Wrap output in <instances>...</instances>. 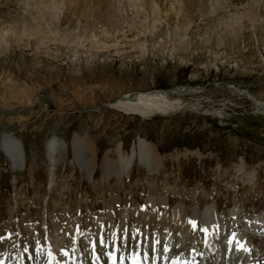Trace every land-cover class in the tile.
<instances>
[{
	"label": "rangeland",
	"instance_id": "374dc122",
	"mask_svg": "<svg viewBox=\"0 0 264 264\" xmlns=\"http://www.w3.org/2000/svg\"><path fill=\"white\" fill-rule=\"evenodd\" d=\"M178 88L194 94L176 113L109 107ZM254 100L264 105V0H0V264L41 241L57 264L91 252L88 241L97 250L105 230L125 239V264H180L178 246L192 243L208 264H264V112ZM122 159L105 180L102 167Z\"/></svg>",
	"mask_w": 264,
	"mask_h": 264
},
{
	"label": "bare ground",
	"instance_id": "6f19581e",
	"mask_svg": "<svg viewBox=\"0 0 264 264\" xmlns=\"http://www.w3.org/2000/svg\"><path fill=\"white\" fill-rule=\"evenodd\" d=\"M229 89V88H228ZM194 90V89H193ZM193 90H191V89H186V88H178V89H172V90H169L168 91V93L166 94L165 92L163 93V94H159V93H153V92H151V93H143V94H135V96H133V97H129L128 95H125V96H123V97H121V99H119V100H117L115 103H112L111 104V106H109L110 108H113V109H115V110H117V111H119V112H123V113H126V114H130V115H133V116H138V117H141V118H150V117H152V116H156V115H162V116H164V115H168V114H170V113H176V112H178V111H180L181 109H182V107H184V106H187L188 104H191L190 103V100H192V98L191 99H186V96H191V95H193L194 94V91ZM238 91V90H237ZM218 92V91H217ZM230 92V91H229ZM229 92H227V93H229ZM232 92V91H231ZM239 92V91H238ZM204 93V92H203ZM242 93V92H241ZM197 93H195V95H196ZM231 94V93H230ZM165 95H171L169 98H167V96H165ZM198 95V94H197ZM249 98V97H248ZM256 100V99H255ZM255 100H254V102H255ZM200 102V101H199ZM253 102V103H254ZM195 104L192 106V107H196V109H197V107H198V103H196V102H194ZM254 105L258 108L257 110H260V111H262V112H264V105H260V104H256V102L254 103ZM199 109V108H198ZM74 142H73V149H74V152H75V154H76V156H81V152L79 151V149H80V144H78L77 143V139H74L73 140ZM139 143V142H138ZM53 145H55V144H53V143H51L50 144V146H53ZM143 145V144H142ZM1 147H2V149H3V152L7 155V157L11 160V162L14 164V166L15 165H21L22 164V160H23V155H22V151L20 150L21 148H20V146H19V144H18V142H17V140L15 139V138H13L12 136H10V135H3L2 136V138H1ZM141 147V146H140ZM152 147V146H151ZM140 153V152H139ZM141 153H144V152H141ZM141 155V154H140ZM151 155V154H150ZM152 158H154V157H152ZM143 159H144V161H146L147 163H148V165H150V162L149 161H147L146 160V158L143 156ZM123 160V159H122ZM143 161V160H142ZM130 161H128L127 163H129ZM120 163V162H119ZM122 163H124V160L123 161H121V165L120 164H118V166L119 167H112V168H109V167H107V166H103L102 167V169H103V173H104V176H105V180H107L108 178H109V175H118V174H120L121 172H122V169H123V167H124V165L122 164ZM15 168V167H14ZM119 176V175H118ZM153 206V205H152ZM154 207V206H153ZM152 208V207H151ZM156 208H157V206H156ZM151 210V209H150ZM152 211V210H151ZM156 213V212H155ZM166 217V216H165ZM168 217V216H167ZM42 219V218H41ZM151 219V218H150ZM153 219V218H152ZM164 219V218H163ZM174 219V218H173ZM116 220V219H115ZM126 222V221H125ZM131 222V221H130ZM134 222V221H133ZM161 222V221H160ZM164 222V221H163ZM132 223V222H131ZM149 223V222H148ZM152 223V222H151ZM146 224V223H145ZM162 224V223H161ZM167 224V223H166ZM174 224V223H173ZM177 224V223H176ZM175 224V225H176ZM187 224V223H186ZM130 225V224H129ZM153 225V224H152ZM155 225V224H154ZM170 225V224H169ZM179 225V224H178ZM199 226L198 227H200V224H198ZM145 226V225H144ZM163 226H164V224H163ZM165 226H167V225H165ZM245 226H247L246 224H245ZM172 227V226H171ZM185 227V226H184ZM187 228H188V226H186ZM140 228V227H139ZM156 228V227H155ZM181 228H183V227H181ZM196 229H197V227H195ZM150 229H151V227H150ZM175 229V228H174ZM252 229V228H251ZM169 230H170V228H169ZM178 230V229H177ZM187 230V229H186ZM185 230V231H186ZM194 230V229H193ZM247 230V229H246ZM166 231H167V229H166ZM188 231H189V229H188ZM197 231V230H196ZM144 232V231H143ZM163 232V231H162ZM173 232H174V230H173ZM176 232V231H175ZM179 232V231H178ZM249 232V231H248ZM38 233V232H37ZM99 233V232H98ZM150 233V232H149ZM156 233V232H155ZM194 233V232H193ZM100 234V233H99ZM129 234V233H128ZM165 234V233H164ZM168 234V233H167ZM179 234V233H178ZM180 234H181V232H180ZM185 234V233H184ZM187 234V233H186ZM192 234V233H191ZM223 234V233H222ZM117 235V234H116ZM129 235H131V234H129ZM136 235V234H135ZM134 234H133V236H135ZM146 235V234H145ZM161 235V234H160ZM176 235H177V233H176ZM189 235V234H188ZM199 235V234H198ZM151 236H153V237H155L154 235H151ZM150 236V237H151ZM174 236V235H173ZM187 236V235H186ZM184 237V239L185 238H187V237ZM33 237V236H32ZM109 237H110V235H109ZM117 237V236H116ZM118 237H119V235H118ZM120 237H122V236H120ZM124 237H125V235H124ZM127 237V236H126ZM132 237V235L130 236V238ZM140 237V236H139ZM145 237V236H144ZM163 237V236H162ZM165 237V236H164ZM180 237H181V235H180ZM190 237H193V236H191L190 235ZM112 238V237H111ZM114 238H115V236H114ZM146 238V237H145ZM155 238H157L158 239V237H155ZM161 238V237H160ZM33 239V238H32ZM116 239H118V238H116ZM124 239V238H123ZM162 239V238H161ZM170 239H172V238H170ZM174 239V238H173ZM194 238H192V240H193ZM200 239H202V238H200ZM15 240V239H14ZM23 240V239H22ZM113 240V239H112ZM125 240V239H124ZM135 240V239H134ZM142 240V239H141ZM147 240V239H146ZM150 239H148V241H149ZM164 239H162V241H163ZM203 240V242H204V239H202ZM218 240V239H217ZM152 241V240H151ZM158 241H159V239H158ZM169 241V240H168ZM167 241V242H168ZM175 241V240H174ZM186 241V240H185ZM197 241V240H196ZM15 242V241H14ZM127 242V241H126ZM130 242V241H129ZM140 243H141V241H139ZM155 242V241H154ZM190 242V241H189ZM203 242H201V243H203ZM222 242V241H221ZM38 243V242H37ZM82 243V242H81ZM128 243V242H127ZM156 243V242H155ZM218 243V242H217ZM220 243V242H219ZM28 244V243H27ZM30 244H31V246L29 247V249H23L21 252H22V257H21V261H20V263L19 264H49L47 261H45V260H42V259H40V258H38L37 256H36V243L35 242H30ZM166 244V243H165ZM179 244H181L180 242H179ZM221 244V243H220ZM263 244H264V241H263ZM83 245H85V244H83ZM94 244L92 243V246H93ZM97 245V244H96ZM141 245V244H140ZM167 245V244H166ZM174 245H175V243H174ZM189 245V244H188ZM214 245H215V243H214ZM86 246V245H85ZM139 246V245H138ZM137 246V247H138ZM156 246H159L158 244L156 245ZM178 246V245H177ZM185 246L186 245H180L179 246V249H184L185 248ZM200 246V245H199ZM204 246H206V243H205V245ZM208 246H210V244L208 245ZM207 246V247H208ZM216 246V245H215ZM226 246V245H225ZM229 246V245H228ZM227 246V247H228ZM8 247V246H7ZM14 247H15V245H14ZM87 247V246H86ZM85 247V248H86ZM122 247V246H121ZM152 247H154L153 245H152ZM170 248H171V245L169 246ZM210 247H212V246H210ZM220 247V246H219ZM22 248V247H21ZM126 248V247H125ZM129 248H131V247H129ZM134 248V247H133ZM174 248V247H173ZM218 248V247H217ZM8 249V248H7ZM83 249V248H82ZM89 249V248H88ZM132 249V248H131ZM147 249V248H146ZM166 249V248H165ZM207 249V248H206ZM223 249V248H222ZM230 249V248H229ZM0 250H1V248H0ZM12 250V249H11ZM133 250V249H132ZM137 250V249H136ZM135 250V251H136ZM148 250V249H147ZM157 250V249H156ZM155 250V251H156ZM6 251V250H5ZM131 251V250H130ZM129 251V252H130ZM164 251V250H163ZM166 251V250H165ZM170 251V250H169ZM193 251V250H192ZM223 251V250H222ZM234 251V250H233ZM2 252H4V251H2ZM7 252H8V250H7ZM87 252V251H86ZM127 252V251H126ZM144 252V251H143ZM166 252H168V251H166ZM196 252V251H195ZM201 252H204V251H202L201 250ZM214 252V251H213ZM224 252V251H223ZM14 253V252H13ZM84 253H85V251H84ZM141 253H142V251H141ZM162 253V254H161ZM161 255H164L163 254V252L161 251ZM177 253V252H176ZM175 253V254H176ZM209 253H211V251L209 252ZM228 253V252H227ZM238 253H239V251H238ZM18 254V253H17ZM124 254V253H123ZM133 254H135V252L133 253ZM168 254V253H167ZM180 253H178V255H179ZM206 254V253H205ZM234 254V253H233ZM232 254V255H233ZM14 255V254H13ZM19 255H20V253H19ZM152 255V254H151ZM171 255V254H170ZM170 255H169V257H170ZM211 255V254H210ZM222 255V254H221ZM228 255H230V254H228ZM244 255V254H243ZM246 255H248V254H246ZM11 256H12V253H11ZM10 256V257H11ZM16 256V255H15ZM131 256H134V255H131ZM137 256V255H136ZM141 256V255H140ZM144 256V255H143ZM155 256H157V255H155ZM171 256H174V255H171ZM216 256V255H215ZM19 257V256H18ZM130 257V256H129ZM129 257H127V259L129 258ZM153 257H154V254H153ZM158 257V256H157ZM175 257H178V256H174V258ZM192 257V256H191ZM202 257H204V256H202ZM4 258V257H3ZM2 258V259H3ZM143 258V257H142ZM141 258V259H142ZM155 258V257H154ZM208 258V257H207ZM217 258H222V257H217ZM236 258V257H235ZM240 258V257H239ZM244 258V257H243ZM20 259V258H19ZM44 259V258H43ZM140 259V260H141ZM144 259V258H143ZM158 259V258H157ZM159 259H161V257L159 258ZM163 259V258H162ZM166 259H167V257H166ZM178 259H179V257H178ZM177 259V260H178ZM210 259H212V258H210ZM227 259V258H226ZM230 259V258H229ZM11 260V259H10ZM14 260H16V259H14ZM129 260H130V258H129ZM172 260H174L173 259V257H172ZM177 260H175V261H177ZM222 260V259H221ZM224 260H225V258H224ZM235 260V259H234ZM19 261V260H18ZM148 261V260H147ZM153 262H155V260L153 259L152 260ZM152 261L150 262V263H152ZM167 261V260H166ZM183 261V260H182ZM206 261V260H205ZM217 261H219V260H217ZM232 261V260H231ZM241 261V260H240ZM239 261V262H240ZM249 261V260H248ZM252 261H254V260H252ZM251 261V262H252ZM9 262V261H8ZM164 262V261H163ZM173 262V261H172ZM224 262V261H223ZM250 262V263H251ZM13 263H16V262H14L13 261ZM144 263H146V261L144 262ZM149 263V264H150ZM156 263V262H155ZM165 263V262H164ZM167 263V262H166ZM165 263V264H166ZM168 263H169V261H168ZM215 263V262H214ZM222 263V262H221ZM249 263V264H250ZM7 264V263H6ZM140 264H142V263H140ZM147 264V263H146ZM154 264V263H153ZM176 264H179V263H176ZM213 264V263H212ZM218 264V263H217ZM225 264V263H224ZM241 264V263H240ZM257 264H261V262L259 263H257Z\"/></svg>",
	"mask_w": 264,
	"mask_h": 264
},
{
	"label": "water",
	"instance_id": "95a60500",
	"mask_svg": "<svg viewBox=\"0 0 264 264\" xmlns=\"http://www.w3.org/2000/svg\"><path fill=\"white\" fill-rule=\"evenodd\" d=\"M169 90L165 91V93L167 94ZM257 104V103H256Z\"/></svg>",
	"mask_w": 264,
	"mask_h": 264
}]
</instances>
